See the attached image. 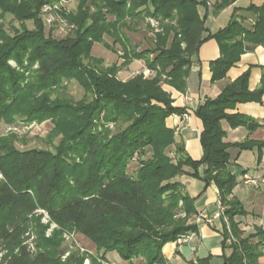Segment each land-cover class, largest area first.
I'll return each instance as SVG.
<instances>
[{
	"label": "trees",
	"instance_id": "1",
	"mask_svg": "<svg viewBox=\"0 0 264 264\" xmlns=\"http://www.w3.org/2000/svg\"><path fill=\"white\" fill-rule=\"evenodd\" d=\"M18 1L25 0H0V8L19 20H33L37 31L29 32L24 28L22 34L14 39L1 37L5 45H0V107L5 106L2 95L16 98L20 96L16 94H23L24 90L44 93L62 78L80 80L82 85L92 88L96 96L88 105L78 106L68 103L48 105L45 101V105L27 107V101L23 102L21 116L52 119L54 133L62 134L61 146L67 154L64 155L62 150L54 154L48 150L10 149L6 160L13 173L4 169V162L0 161L6 178L0 181V214L5 216L0 222V240L18 246L16 253L2 255L0 264L50 263L47 252L35 253L29 245L21 244L25 220L38 208L45 210L52 222L75 227L98 250L118 251L120 257L128 262L141 259L143 264H166L162 253L164 246L197 229L189 223L196 214L195 199L176 181L177 177L187 174L184 171L186 167L193 169L191 176L201 179L206 185L213 182L220 191L221 204L226 207L228 220L224 245L230 240L229 248L232 250L223 264H263V228H256L254 234L244 236L235 219L247 213L242 204L231 197L237 180L227 169L229 145L224 143L225 132L221 122L227 120L233 127L248 124L249 118L228 115L227 110L240 103L262 102L264 87L250 91V72H246L220 97L206 101L197 109L196 115L204 124L200 139L204 154L200 161H194L183 145L176 142L174 131L166 126L170 115H184L185 110L173 107V100L161 89V82L165 76L168 85L185 93L192 57L204 42L213 38L220 44L221 57L211 64L212 81L224 79L227 71L240 61L243 54L257 46H264V4L236 10L226 29L211 34L198 13V6L205 1L101 0L108 14L116 20L107 22L100 14H85L77 19V37L53 40L45 38L44 26L32 11L34 0H29L32 3L30 7L26 3L19 5ZM49 1L45 0L41 5ZM88 1L82 0L80 6ZM234 1L218 0L217 11ZM92 3L95 8L102 9L98 1ZM146 14L160 16L173 25L166 26L165 36H156L153 48L142 52L130 50L122 41L120 27L128 28L130 23L144 20ZM244 14L255 16L252 27L245 25ZM103 34L113 37L115 44H122L123 63L105 68L102 77L92 70L85 74L75 71L79 67L78 59L90 58L94 43L101 42ZM183 43L186 44L185 49L181 46ZM150 55L154 56L153 59L149 58ZM26 57L28 65L38 64V69L34 72L35 80L23 89L25 74L14 70L8 61L14 59L24 69ZM140 60L150 70H158L154 79H145L141 74L126 82L118 78L122 66ZM4 77L7 78L6 90L3 87ZM141 103L146 107L151 103V107L144 111L138 107ZM102 112L106 113L108 120L116 122L124 118L128 122L126 128L107 144L102 143L92 130L94 117ZM63 122L70 124L69 127L64 128ZM66 144H69L67 149ZM143 145L152 146L154 160L143 167L139 177L132 179L121 175L115 178L126 154ZM172 146H175V151L171 158L168 150ZM236 147L240 150L258 147L262 152L264 141H247ZM68 154L80 158L81 165L71 161ZM200 167H203V174H199ZM106 177H114V180L106 182ZM174 189L179 191L166 205L164 196ZM152 209L166 210L169 214L183 211L186 219L174 220L172 215L164 214L155 219L151 217L150 221H157L152 222V227L144 228L141 225L147 221L146 217ZM197 264H210V259L199 260Z\"/></svg>",
	"mask_w": 264,
	"mask_h": 264
},
{
	"label": "rangeland",
	"instance_id": "2",
	"mask_svg": "<svg viewBox=\"0 0 264 264\" xmlns=\"http://www.w3.org/2000/svg\"><path fill=\"white\" fill-rule=\"evenodd\" d=\"M44 1L34 0L32 4L29 0H25L18 1V4L22 5V3H26L28 7L32 4V11H34L44 26L46 39L61 40L67 37H77L79 33L77 19L85 16V14L89 16L100 14L107 22L116 20L114 16L108 14L107 9L104 8L105 4L101 0L96 1L99 2V8L102 9L95 8L92 3L94 0H89L82 7L80 6L82 0H51L41 5ZM243 16L246 18L245 25L252 27L255 16L253 14H244ZM167 25L173 24L168 20L162 19L160 16L146 14L144 20L132 22L128 25V28L120 27L122 41L126 43L130 50L139 52L149 50L154 47L157 35L161 34L165 36ZM24 28L29 32L37 31L33 20H19L15 15L3 12L0 8V38L14 39L17 35L22 34ZM0 40V45L4 46V40L2 38ZM106 45L111 46V48H107ZM181 46L183 49L186 48V44L184 43ZM91 54L92 56L90 58L82 57L78 59L77 64L79 67L77 69L75 68V71L85 74L86 71L92 70L95 71L98 77H102L105 68H109L115 64L121 65L124 61L122 44H115V39L108 34L102 35L101 42L94 43ZM153 57V55L149 56L151 59ZM8 64L17 72L25 74L26 79L22 84L23 89L28 87V83H32L35 80L36 76L34 72L37 71L38 64L30 67L28 65V57L24 60V69L19 67L14 59H10ZM146 69L150 70L148 67ZM121 71L124 73L123 75L130 74L129 79L140 74L144 77L145 73V69H141V66L135 63L122 66ZM151 71H154L152 76L149 78L144 77L145 79H154L157 76V69H151ZM81 78H84V75H81ZM118 78L125 80V82L129 80L122 77V75H118ZM162 78L161 84L165 83V76ZM6 79L5 77L3 79V87L5 90L8 87ZM86 87L76 78H62L44 93H29L24 90L23 94H16L20 95L16 98H13V95H10V97L2 95L5 106L3 108L0 107V161L3 160L4 169H11L10 163L6 160L10 149H18L21 151L32 149L48 150L54 154L62 150L63 154L66 155V150L61 146V141L64 138L62 134L54 133L55 124L52 119L41 120L36 117L29 118L21 116L24 107L23 102L27 101V107L30 105L31 107L45 105V101H48V105L56 103H68V105L72 106H78L80 104L88 105L96 95L92 88L88 89ZM22 97L25 98L23 99ZM150 104L147 107H151ZM138 107L139 109H144V111L147 108L142 103ZM106 118L107 115L105 112L96 115L92 128L93 133L104 144H107L114 135L121 132L128 125V122L124 118L116 122ZM69 125L63 122L64 128H68ZM68 145L66 144V149L69 147ZM68 155L71 161H74L77 165H81L82 160L80 158L70 154ZM168 155L171 158L174 157L172 148L168 150ZM152 160H154L152 146L143 145L136 150H132L130 154H126L122 166L117 171V174H115V178L121 175L132 179L139 177L143 167ZM1 169H3L2 166H0V181H4L6 178H4V173ZM10 172L13 173V169ZM111 179L113 181L114 177H106L105 181L108 182ZM178 191V189H174L164 196L166 205L170 203L169 201H171L172 195H175ZM181 206L182 203H180ZM164 214L172 215L174 220L186 219V214L183 211H180V213L176 211L173 214H169V211L167 212L166 210L159 211L152 209L146 217L147 221L142 223L141 226L144 228L152 227V222L157 220L152 219L153 221H150L151 217L155 219L156 216ZM174 214L176 215L174 216ZM4 219V214H0V222ZM21 244L29 245L35 253L39 251L47 252L50 258L49 264H124V260L120 257L121 255L118 251L98 250L95 244L86 236L80 234L75 227L60 226L52 222L48 213L40 208L33 214L27 216L25 220V233L21 238ZM17 249L18 246L16 247L15 244L5 243L0 240V250L2 251L0 257L2 255L16 253ZM140 260L135 259V264H139ZM261 262L264 264V259Z\"/></svg>",
	"mask_w": 264,
	"mask_h": 264
},
{
	"label": "crops",
	"instance_id": "3",
	"mask_svg": "<svg viewBox=\"0 0 264 264\" xmlns=\"http://www.w3.org/2000/svg\"><path fill=\"white\" fill-rule=\"evenodd\" d=\"M197 1H205L198 6V13L205 20V27L211 34L226 29L236 10L243 11L251 6L261 7L264 4V0H236L217 11L218 0ZM220 57V44L214 38L209 39L192 57L185 93L166 82L161 84V89L171 96L173 107L185 110L184 115H170L166 119V126L174 131L176 142L183 145L194 161H200L204 154L200 141L204 124L196 115L197 109L206 101L220 97L229 85L238 81L246 72H250V91L264 87V46H257L243 54L240 61L227 71L224 79L213 82L211 64ZM134 63L140 65L141 69H146L144 61ZM123 74L120 71L118 75ZM226 114L242 115L250 119L248 124L240 127H233L227 120L221 122L225 132L224 143L229 145L230 161L227 169L237 180L231 197L238 200L247 213L235 219L244 236H247L254 234L256 228L264 227V150L260 152L258 147L240 150L236 145L247 141H264V96L262 102L240 103L234 109L227 110ZM171 148L175 151V146ZM199 170V174H203V167ZM184 171L187 174L177 177L176 181L195 199L196 214L189 223L194 224L197 229L192 231L194 237L190 243L178 244L176 241L164 246L162 253L166 264H197L199 260L208 258L210 264H223L231 256L232 250L229 248L230 240L224 245L225 225L228 226V220L225 216L226 207L221 204L220 191L213 182L206 185L201 179L191 176L194 173L192 168L186 167ZM245 176L253 179L256 184L245 183ZM202 217H207L212 222L206 223ZM139 262L143 264L142 260ZM124 264H135V260L124 261Z\"/></svg>",
	"mask_w": 264,
	"mask_h": 264
},
{
	"label": "built area",
	"instance_id": "4",
	"mask_svg": "<svg viewBox=\"0 0 264 264\" xmlns=\"http://www.w3.org/2000/svg\"><path fill=\"white\" fill-rule=\"evenodd\" d=\"M154 71H151V70H148V69H145V73H144V77L145 78H149L150 76H152ZM244 182L247 183V184H256V182L251 179L250 177L248 176H245L244 177ZM206 223H211L212 221L210 219H208L207 217H202ZM263 230H264V227H263ZM194 237V234L193 233H189V235H184V236H181L179 237L176 241L178 242V244H187V243H190L191 240L193 239ZM232 240H234L232 238Z\"/></svg>",
	"mask_w": 264,
	"mask_h": 264
}]
</instances>
